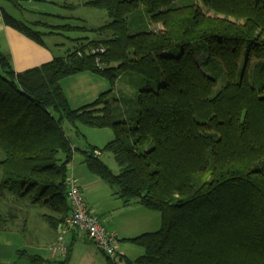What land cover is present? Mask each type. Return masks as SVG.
I'll return each mask as SVG.
<instances>
[{
    "label": "trees",
    "instance_id": "trees-1",
    "mask_svg": "<svg viewBox=\"0 0 264 264\" xmlns=\"http://www.w3.org/2000/svg\"><path fill=\"white\" fill-rule=\"evenodd\" d=\"M86 4L106 9L110 21L60 25L98 35L76 39L67 55L18 72L0 46V231L20 219L28 226L31 210L55 231L68 215L66 180L76 151L68 121L112 128L103 150L113 153L119 172L94 154L97 147L85 151L87 168L116 186L125 204L161 214L160 229L128 238L145 253L126 264H264V0ZM2 17L44 44L36 25L46 23L31 25L5 10ZM100 46L103 53L91 52ZM158 70V88L139 89L132 113L115 118L125 102L113 97L120 76L147 81ZM82 71L111 87L73 107L61 79ZM217 71L225 81L215 92L209 72ZM15 196L27 199L19 210ZM71 248L60 255L66 258L21 253L31 264H68Z\"/></svg>",
    "mask_w": 264,
    "mask_h": 264
},
{
    "label": "rangeland",
    "instance_id": "rangeland-1",
    "mask_svg": "<svg viewBox=\"0 0 264 264\" xmlns=\"http://www.w3.org/2000/svg\"><path fill=\"white\" fill-rule=\"evenodd\" d=\"M34 1V0H33ZM62 3L64 0H58ZM75 4L72 8H65L63 6L55 5L50 3V0H35L33 4H40L39 7L43 9H35L32 7L33 4H29L27 0H23L22 2L26 5L23 10H20L21 15H23L26 19H35L36 17H44L49 13L47 11H51L48 9H52V11H56L58 9V13L66 16L70 19L69 24L71 25H85L91 28H97L104 24H107L110 21V16L106 9L94 7L91 5H87L86 2L88 0H71ZM48 4V5H46ZM45 5V6H44ZM44 7H47L44 8ZM43 14V15H42ZM135 12L134 15H136ZM77 16V17H76ZM52 18V17H51ZM52 23H64L58 19L53 20ZM37 28V27H36ZM43 29V28H42ZM135 29V28H133ZM41 30V29H40ZM70 30V31H62L60 34H54L50 37L47 35L44 36V39L50 44H60L59 51L61 50V55H67L69 51L73 50L78 42L76 39H72L77 35H88L92 37L93 35L98 37V35L94 31H83L80 29ZM203 44H199L197 47H200ZM201 62V59H199ZM217 81L215 92L221 88L224 84V74L221 71H217L215 73L209 72ZM101 76V75H99ZM102 77V76H101ZM67 78V77H64ZM63 78V79H64ZM104 78V77H103ZM61 79V83L64 87L71 86L73 87V83L70 79L63 81ZM252 79H254V74H252ZM107 80V79H106ZM254 81V80H253ZM107 89L111 87V83L107 80ZM162 83V78L160 71H157V74L152 79H145L139 75L127 73L120 76L117 81V85L115 90L113 91V97L122 96L125 100L124 103L119 104V108L116 111L115 118H119L120 114L122 118H125L126 115L123 113L124 109L128 110L127 115L132 113L133 107H136L135 95L139 89L142 88H151L157 89L158 86ZM257 84V82H256ZM258 85V84H257ZM70 98L72 96L68 94ZM67 95V96H68ZM68 96V98H69ZM132 108V109H131ZM120 117V118H121ZM64 129L66 130L68 136L73 142L74 146H76V151L74 155V172L77 174L76 168L78 169V165H84L85 162V151L91 150L93 147H97L101 150V154L99 157L112 169L114 173L119 172V165L117 164L114 155L112 152L108 150H103L106 143L112 140L115 137V133L110 127H93L84 123H79L77 126L73 125L70 122H64ZM151 143L148 142L146 144V148L150 147ZM87 166V165H86ZM208 174L200 175V180L204 181L207 179ZM80 183V181H79ZM101 187L94 188L91 193L90 199L92 201H98L102 205V209L104 211H109V215H111V221L118 220L120 221L123 217L125 220H121L120 222L127 224L129 218H133L136 221H130V225H127L132 231H137V233L146 232V231H156L160 229L162 224L161 214L158 211L148 209L142 205H137L135 201L123 204L125 207H119V203L121 199L118 194H116L117 187L113 186L105 181L101 183ZM15 198V209L22 205L20 204L22 201H27V199H20L19 202L17 200V196ZM124 202V201H123ZM134 208V209H133ZM36 210L39 208L35 206ZM112 209V210H111ZM34 210L28 213L30 215L29 225L26 226L25 222L22 219L15 221L11 227L12 229L8 231H0V264H31L28 257L21 253V250H28V253H40L42 255H48L47 251V241L49 239L54 238L55 230L52 229L42 218H38L35 214ZM126 217H125V216ZM31 216H34L35 224L31 223ZM108 216V215H107ZM108 222V221H107ZM105 223V222H104ZM10 227V228H11ZM133 232V233H135ZM82 234V233H81ZM118 234V233H117ZM134 235V234H133ZM119 237V235H118ZM121 242L124 244H128L126 247V251L124 252L126 255L121 256L120 258H112L110 259L107 254L102 252L93 241L90 239H82L79 238L73 245V248L70 251L68 256V264H126V257H130L134 259L145 253L144 247L141 245L129 241L128 238L122 237ZM76 244V246H75ZM87 249L91 251V255H88ZM50 252V251H49ZM60 258V255H56ZM116 259V262L113 261ZM113 262V263H112ZM115 262V263H114Z\"/></svg>",
    "mask_w": 264,
    "mask_h": 264
},
{
    "label": "crops",
    "instance_id": "crops-1",
    "mask_svg": "<svg viewBox=\"0 0 264 264\" xmlns=\"http://www.w3.org/2000/svg\"><path fill=\"white\" fill-rule=\"evenodd\" d=\"M23 0H0V46L1 49L7 53L11 57V61L13 63V66L16 71L21 72L25 71L27 69H31L37 66H40L44 63H47L51 61L54 57L62 56L61 55V49L59 47L60 44L50 45L45 39L44 44L38 43L35 40L29 38L28 36L24 35L17 29L7 25L3 21L2 17V11L5 10L12 14L13 16L17 17L18 19H21L25 21L28 24H34L38 21L46 23L45 25H36L37 29H41L48 37L54 35V34H61L62 31L67 30H58L60 25L69 24L67 22L70 21L66 16L61 15L58 13V9L56 11H52V9H48L51 11H47L49 13L47 16L44 17H36L35 19H26L23 15H21L20 10H23L26 5L22 2ZM29 4H33V0H27ZM45 3V2H44ZM50 3H53L55 5H58V7L61 5L63 7L72 8L75 4L71 0H64L62 3L58 0H50ZM46 4V3H45ZM40 4H33V8L37 9H43L42 7H39ZM48 5V4H46ZM41 6V5H40ZM45 6V5H44ZM47 9V7H44ZM43 15V14H42ZM52 17V18H51ZM77 17V16H76ZM60 20L64 23H52L53 20ZM78 26V24L74 25ZM83 26V25H80ZM87 27V26H86ZM43 28V29H42ZM91 28V27H90ZM54 29H57L56 31L52 32ZM77 31V30H75ZM45 35V36H46ZM86 39V40H92L94 38H97L96 36H88V35H77L73 37L72 39ZM67 78H64L63 81L70 79V81L73 83V87L69 86L64 87L61 83L65 93L68 95L70 94L72 98L69 96L70 103L73 107H80L84 104H87L94 99H96L99 94L105 90H107V80L98 74L91 72V71H82L79 73H75L72 75L66 76ZM73 167V173L74 175L79 179L81 189L83 192V195L87 201V205L89 210L101 218L103 222L107 225L109 229L115 230L119 235V241L117 243V258L126 255L124 252L126 251V247L128 244H124V242H121L122 237L124 238H130L139 235L137 231H132L127 225H130V221L135 219L133 218H127V224L120 222L121 220H125V218L118 221L113 220L111 221V215H109V211H104L102 209L101 203L98 201H92L90 199L91 193L93 192L94 188L101 187L103 183V180H101L97 175L93 174L89 169L87 168L86 164L84 165H78V169L76 168L77 174L74 172V164L72 163ZM124 202L121 200L119 203V207H125L123 205ZM137 205H141L136 202ZM134 209V208H133ZM112 210V209H111ZM108 215V216H107ZM125 216V215H124ZM126 217V216H125ZM108 221V222H107ZM137 222V221H136ZM152 231V230H151ZM135 232V233H133ZM145 232V231H144ZM147 232V231H146ZM55 236L52 239H49L47 241V251L49 253L48 255H43L45 257H52L53 253L50 250V246L54 244V242L57 239V230L55 231ZM143 233V232H141ZM140 233V234H141ZM134 234V235H133ZM79 238H86L88 239L84 234H81L80 232H72L68 236V245L70 244L73 248L74 243ZM76 246V244H75ZM71 248V249H72ZM50 251V252H49ZM88 255H91V251L87 249ZM116 262V259H115ZM114 262V263H115Z\"/></svg>",
    "mask_w": 264,
    "mask_h": 264
},
{
    "label": "built area",
    "instance_id": "built-area-1",
    "mask_svg": "<svg viewBox=\"0 0 264 264\" xmlns=\"http://www.w3.org/2000/svg\"><path fill=\"white\" fill-rule=\"evenodd\" d=\"M105 51L104 47L92 48L91 52ZM95 155H100L99 150H95ZM67 194L70 203V211L65 219L58 224L57 239L50 246L53 255H66L68 251V236L72 232H80L110 258L117 256L118 234L115 230L109 229L101 218L93 214L87 205L83 195L79 179L73 173L71 165L67 180Z\"/></svg>",
    "mask_w": 264,
    "mask_h": 264
}]
</instances>
